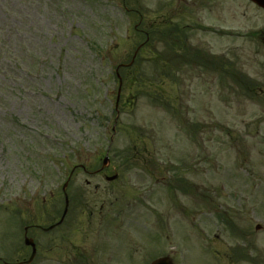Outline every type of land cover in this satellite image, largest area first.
Returning <instances> with one entry per match:
<instances>
[{"label":"rangeland","instance_id":"rangeland-1","mask_svg":"<svg viewBox=\"0 0 264 264\" xmlns=\"http://www.w3.org/2000/svg\"><path fill=\"white\" fill-rule=\"evenodd\" d=\"M184 2L185 23L212 30L188 43L222 56L226 78L173 85L155 67L167 45L148 36L119 69L109 146L116 67ZM253 27L246 0H0V260L28 259V226L29 264H264V85L240 83L264 78ZM107 149L112 184L79 167L94 172ZM71 170L65 219L43 232Z\"/></svg>","mask_w":264,"mask_h":264},{"label":"flooded vegetation","instance_id":"flooded-vegetation-1","mask_svg":"<svg viewBox=\"0 0 264 264\" xmlns=\"http://www.w3.org/2000/svg\"><path fill=\"white\" fill-rule=\"evenodd\" d=\"M184 2V7H175V17L177 22L173 23L171 28L174 35L173 37V85H186L189 81L191 85L193 80H197L200 85H212V73L215 76V80L224 81L227 72V61L222 56L219 58L212 57L209 47L193 46L188 43V34L191 30H201L203 33L211 34L212 30L210 26H196L190 25V17L188 16L192 8ZM249 4V2H248ZM254 10V27L251 32L247 34V37L251 38L253 43V61L257 68V75L262 77L264 75V8L256 3H251ZM209 3H203L204 11L208 10ZM187 12L186 15L184 12ZM183 16V18H181ZM163 23L164 21H160ZM163 28V26H161ZM222 35V33H220ZM210 36V35H208ZM212 63L216 65L215 69H212ZM198 70V71H195ZM188 72L192 76L188 75ZM247 85H254V89L259 90V85H264V78L262 80H249L247 79ZM88 186V184H86Z\"/></svg>","mask_w":264,"mask_h":264},{"label":"water","instance_id":"water-1","mask_svg":"<svg viewBox=\"0 0 264 264\" xmlns=\"http://www.w3.org/2000/svg\"><path fill=\"white\" fill-rule=\"evenodd\" d=\"M258 2H259V4H261L264 7V0H259ZM66 210H67V206L65 207L63 215H62L58 224H60L62 222V220L65 216ZM255 229L258 230L259 226H256ZM25 245L31 246V248H32L31 257H30L29 261L27 262V263H29L35 254V246H34L33 242L29 239H25ZM152 264H171V262L168 259H160V260L153 262Z\"/></svg>","mask_w":264,"mask_h":264},{"label":"trees","instance_id":"trees-1","mask_svg":"<svg viewBox=\"0 0 264 264\" xmlns=\"http://www.w3.org/2000/svg\"><path fill=\"white\" fill-rule=\"evenodd\" d=\"M153 34L155 35V32H153ZM166 35H170V32H165ZM171 46V45H170ZM125 79L127 78V76L124 77Z\"/></svg>","mask_w":264,"mask_h":264}]
</instances>
